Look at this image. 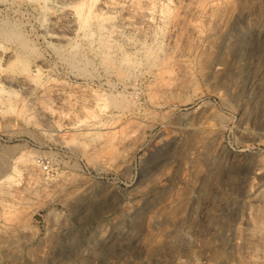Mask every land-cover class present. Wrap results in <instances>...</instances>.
Instances as JSON below:
<instances>
[{"label": "rangeland", "instance_id": "obj_1", "mask_svg": "<svg viewBox=\"0 0 264 264\" xmlns=\"http://www.w3.org/2000/svg\"><path fill=\"white\" fill-rule=\"evenodd\" d=\"M94 1L0 0V264H264V0Z\"/></svg>", "mask_w": 264, "mask_h": 264}, {"label": "bare ground", "instance_id": "obj_2", "mask_svg": "<svg viewBox=\"0 0 264 264\" xmlns=\"http://www.w3.org/2000/svg\"><path fill=\"white\" fill-rule=\"evenodd\" d=\"M39 2L40 6L42 5V8L49 7L50 9H55L57 14L53 19L49 20L47 25L41 29V32L46 33L51 37L52 35L48 32H51L52 28L56 27V23L58 21H62L64 27L69 31L75 29L78 25L81 27L82 34L86 38L87 43L90 45L94 42L95 39H97V37L99 40H101L103 37H107V40L105 41L107 50L103 51V53L101 54V59L104 60L107 65L109 64L110 71L123 70L124 66H122V64H125V62H128L129 64V50L126 51V49H124L125 51L120 50L121 52H119L118 50H116V48L115 50L111 51L112 43H116V34L114 33L115 35L111 36V34L109 33L114 27H112V25L106 24V20H108V17L103 16L100 13V9L96 5V1L92 0L89 2V14L87 16L82 15L79 5L75 4V2L72 0H37V3ZM91 16L93 19L91 18ZM92 25L95 28L94 30H92L91 28ZM94 33H96L97 37H93ZM100 44L101 42L98 43V46H100ZM135 47L137 48V45ZM76 58H80L77 53H75V55L71 57H64V60L66 62H71ZM125 65L127 66V63ZM28 70L29 68L22 69V74L17 77V81L25 86L29 85L28 78L30 72ZM3 79L9 82L12 80V77L5 74Z\"/></svg>", "mask_w": 264, "mask_h": 264}, {"label": "built area", "instance_id": "obj_3", "mask_svg": "<svg viewBox=\"0 0 264 264\" xmlns=\"http://www.w3.org/2000/svg\"><path fill=\"white\" fill-rule=\"evenodd\" d=\"M43 168L46 169V165L45 164L43 165Z\"/></svg>", "mask_w": 264, "mask_h": 264}]
</instances>
